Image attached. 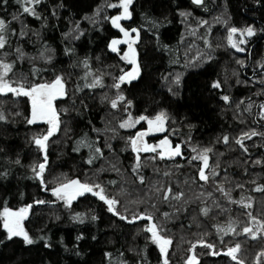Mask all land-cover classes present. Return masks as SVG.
Listing matches in <instances>:
<instances>
[{
	"label": "trees",
	"instance_id": "trees-1",
	"mask_svg": "<svg viewBox=\"0 0 264 264\" xmlns=\"http://www.w3.org/2000/svg\"><path fill=\"white\" fill-rule=\"evenodd\" d=\"M118 2L42 0L35 6L37 19L23 13L16 0L7 5L0 0V19L9 22L0 50V59L12 65L7 80L17 87L61 76L66 91L54 104L60 126L47 141L44 185L33 168L44 162L34 139L46 133V125L27 123L25 96L0 94L5 117L0 120V211L32 205L24 228L34 241L8 240L0 225V264H162L151 234L144 231L148 221H133L141 214L153 217L172 241L169 264H184L191 251L199 264H236L226 255H212L204 244L214 245V252L239 244L243 264H257L258 257L264 264V230L255 239L243 233L257 226L254 221L264 223V191L257 190L264 189V0H203L202 6L191 0H133L131 18L121 26L139 32L134 47L141 75L119 89L114 85L128 69L118 56L124 48L112 55L108 44L123 34L105 19L119 14L107 7ZM232 26L256 31L245 54L228 46ZM87 72L102 80L99 88L86 86L93 80L86 79ZM215 82L221 87L213 88ZM118 95L125 101L113 109ZM225 95L228 102L221 98ZM126 112L135 118L167 113L165 134L149 137L150 142L164 137L184 149H210L207 181L198 175L200 163L192 159V149H185L183 160L141 153L134 170L130 138L146 127L120 129ZM82 140L93 149L82 146ZM68 180L101 185L118 200L116 207L127 220L86 194L65 206L52 189ZM231 196L251 198V208L244 200L232 207ZM226 222L235 225V235L219 237L224 232L216 226Z\"/></svg>",
	"mask_w": 264,
	"mask_h": 264
},
{
	"label": "snow or ice",
	"instance_id": "snow-or-ice-1",
	"mask_svg": "<svg viewBox=\"0 0 264 264\" xmlns=\"http://www.w3.org/2000/svg\"><path fill=\"white\" fill-rule=\"evenodd\" d=\"M9 0H3V4L7 5ZM18 4H20L22 12L28 15L34 16L37 19L40 17L36 12V5H39L42 0H16ZM192 3L197 6H202L203 0H192ZM133 5V0H119V4H108L107 7L119 9V14L111 17H105V19H110L111 25L113 28L119 29V31L123 34V39H112L108 44V48L114 52L118 53L121 51L119 48L120 45L126 44L128 50L123 52V55L120 57L121 60L126 61L129 65H131V71L124 72V74L120 75L118 78V82L115 83V87L117 89L120 88V85L124 82L131 83L133 80H136L141 75V66L137 59V50L134 45L137 43L139 39V32L137 29L133 28L131 30H126L121 26V21L128 20L131 18L130 7ZM99 15V11L97 13ZM182 15H184L182 13ZM13 19H17L16 16H13ZM219 19V18H217ZM207 23V22H203ZM78 27V26H77ZM9 22L4 19H0V48H3L6 43V36L4 33L8 31ZM132 33H136V37H132ZM82 34V33H81ZM23 35V33H21ZM256 31L253 27L248 26L243 29H239L235 26L229 27L227 29V42L228 46L236 49L237 51H244L240 45L246 44L248 39L255 36ZM238 37V38H237ZM79 38V37H77ZM17 52L20 53V58H23V53L18 48ZM43 53H41V57H43ZM47 61H51V57H47ZM239 63L243 64V61H239ZM85 67H87V61H85ZM12 71V65L4 63L0 61V94L12 93L15 96H25L28 97L31 101V118L27 120L28 124H34L37 121H43L49 125L47 133L42 137L35 138V145L45 153L44 162L38 165V170L33 168V172L35 173V177L40 180L41 185H44L43 173L45 172L47 160V141L53 134L59 129L60 122L58 113L54 107V101L58 97H62L66 95L65 91V83L61 76H56L54 80L50 82H40L33 83L29 86L21 83L17 87H13L12 84L6 79L9 72ZM100 78L97 77L92 84L86 85L87 87H96L100 84ZM176 83H179V77H177ZM213 88H220L221 85L219 82H215L212 85ZM171 91V89H170ZM225 102L229 101L228 96L221 97ZM119 101H125V97L122 95H118L115 100L111 102L112 108H117V104ZM127 104L130 105L131 101H127ZM261 109L264 110V105H261ZM4 115L0 113V120H4ZM168 120L167 113L160 112L155 115V117H148L145 115L139 116L138 119L135 120V123H139L140 121H147L148 130L144 132H138L135 138H130L131 147L133 152L137 153V164L134 166L135 168L139 167V153L140 152H152L156 153L159 148V156L163 159L165 156L171 158L181 155V148L179 145L175 146V148L171 147L170 142L167 138L161 140L158 145H149L143 142V138L149 135L152 132H161L165 130V124ZM134 126L132 122L131 116L129 120L124 121L120 124L121 128H128ZM251 135H256L255 132H252ZM250 138V137H248ZM225 143L228 142V137H224ZM238 144H242V140L236 141ZM82 146L89 147L90 150L93 149V145L86 141L82 140ZM195 151V149H193ZM95 153L103 154L100 147H95ZM211 151L210 149H204L203 152L199 156L192 157L193 160H201L203 163V167L199 168V177L201 180L207 181L208 177L205 174V169L209 166V157L207 153ZM19 163V161H17ZM87 163L91 164L92 159L90 158ZM141 183H143V178H141ZM97 189H99L97 191ZM258 191H264V189H257ZM171 192V189L168 190ZM223 191V189H221ZM85 193H91L94 197H97L100 201H102L107 206V211L114 216H118L121 220H127V217L121 215L117 209L118 200L115 198H109L108 195L105 194L104 188L99 184H89L82 183L79 180H68L66 183L60 184L58 187L52 189V195L57 197L58 199L64 200L67 204H71V201L76 199L78 196H83ZM182 195V194H181ZM169 197L164 194V199L167 200ZM179 197H177L178 199ZM36 204H43L45 201L37 200ZM250 207V205H248ZM32 205H27L25 207H21L16 211L11 210L9 207H4L3 211H0V225L4 232L6 233V238L11 240L14 237H20L23 239L25 244L34 243L33 239L30 237L29 233L25 231L23 222L28 216L29 210ZM205 214H207V209L204 210ZM167 216V213H165ZM92 220H96V216L91 217ZM75 219L80 220L79 214L75 217ZM136 219L147 220L148 226L144 229L145 232L151 234V242L155 244L159 248L160 256L162 259V264H169L168 260V248L172 241L161 234L160 229L153 221V217L141 214L138 217L133 216V221ZM254 220V218H253ZM129 221V223L133 222ZM82 222V220H81ZM257 224V227L254 229L252 227H245L243 232L245 234H252V238H256V232L264 230V223L254 221ZM218 231L227 232L234 231V229L229 225L227 229L220 228ZM79 239V237H78ZM208 248H214V245H206ZM195 248V245H193ZM240 250V245L237 244L234 247H229L227 252L224 255L231 257L233 261H236V264H243L237 257V253ZM107 255V254H106ZM212 255H219V253L213 252ZM260 257H264V252L260 253ZM123 264V262H121ZM187 264H199V261L195 257V255L191 256L187 260ZM257 264H261V260L258 257Z\"/></svg>",
	"mask_w": 264,
	"mask_h": 264
},
{
	"label": "rangeland",
	"instance_id": "rangeland-1",
	"mask_svg": "<svg viewBox=\"0 0 264 264\" xmlns=\"http://www.w3.org/2000/svg\"><path fill=\"white\" fill-rule=\"evenodd\" d=\"M116 4H119V2L118 3H116ZM118 11H120L119 9H118ZM238 38V37H237ZM252 38V37H251ZM251 38H249L248 39V42L246 43V44H243V45H240V47L241 48H243L244 49V51H237L236 49H234V48H232L235 52H238V53H242V54H245V50H247L246 48L249 46V42H250V40H251ZM2 48H0V50H1ZM128 50V48H127V46H125L124 47V50L122 51V53H119V57H121L122 55H123V52H125V51H127ZM0 61H2V59H0ZM2 62H4V61H2ZM122 62L125 64V65H127L128 66V69L126 70V71H124V72H127V71H131V65H129L126 61H124V60H122ZM5 63V62H4ZM259 69H261V68H259ZM124 72L122 73V74H124ZM9 74V73H8ZM85 77H86V79H91L92 81H91V84L93 83V81L97 78L96 76H94L93 75V73L92 72H87V73H85ZM8 78V75H7V77H6V79ZM52 80H54V79H52ZM51 80V81H52ZM100 81H102L101 79H100ZM50 82V81H49ZM127 82V81H126ZM101 84H102V82L100 83V84H98L96 87H93V88H99L100 86H101ZM13 86V85H12ZM65 96H62V97H58L57 99H56V101L57 100H60V99H63ZM27 98V101H28V104H29V119L31 118V101L29 100V98L28 97H26ZM54 104H55V101H54ZM117 107H118V105H117ZM114 109V108H113ZM116 109V108H115ZM125 112V111H124ZM125 115H124V119L122 120V121H120L119 123H118V126L120 127V124L121 123H123L124 121H127V120H129V117L131 116L130 114H128L127 112L126 113H124ZM131 118H132V122H133V124H134V126H132V127H128V128H121L120 127V129H122V130H136V128H137V126H139L141 123H143V124H145V127H146V129L144 130V131H147L148 130V124H147V121H140L139 123H135V120L136 119H138V118H135V117H133V116H131ZM34 124H44V125H46V133H47V130H48V127H49V125L48 124H46L45 122H43V121H37L36 123H34ZM165 127H166V125H165ZM165 132H166V128H165V130L164 131H161V132H152V133H150L149 135H147V136H145V139H146V143L147 144H149V145H158L159 144V142L161 141V140H163V139H165L164 137L161 139V140H159V141H157V142H151L150 143V141H149V137H154V136H161V135H163V134H165ZM45 133V134H46ZM138 133V132H137ZM44 134V135H45ZM43 136V135H42ZM41 136V137H42ZM135 136V135H134ZM134 138V137H133ZM168 139V138H167ZM170 142V141H169ZM170 145H171V142H170ZM181 147H182V145H181ZM129 148H130V151L133 153V155H134V163L132 164V168H134V166L137 164V153H135V152H133V150H132V147H131V144H130V146H129ZM159 149V148H158ZM157 149V152L156 153H152L153 155H154V157H158L159 156V150ZM186 150H188V149H192V157H194V156H199L201 153L200 152H198V151H194L193 149H196L195 147H193V146H191V145H188L187 146V148H185ZM183 147H182V150L184 151V155L186 154V150H185ZM42 152V151H41ZM43 154H44V152H42ZM141 153H143V152H140L139 153V158H140V156H141ZM139 161H140V159H139ZM196 161H198L199 163H200V168L201 167H203V163H202V161L201 160H199V159H197ZM139 168V167H138ZM135 169H137V168H135ZM207 170H208V168H206L205 169V174L207 175ZM198 175H199V171H198ZM207 177H208V175H207ZM204 181V180H203ZM212 183V182H211ZM213 184V183H212ZM207 185H209V183H207ZM211 185V184H210ZM212 186H214V185H212ZM214 188H216V187H214ZM218 190V189H217ZM55 197V196H54ZM57 200H59L60 202H62L65 206H67V207H69L70 205L69 204H67L64 200H61V199H58L57 197H55ZM245 199V198H244ZM244 199H236V198H234L233 196H231V198L229 199V200H227V203H229L232 207H238L239 206V204L240 203H242V201L244 200ZM74 201V200H73ZM73 201H71V203L73 202ZM246 205H244L247 209H250L251 208V203H252V199L251 198H249L248 200L246 199V200H244L243 201ZM248 205H250V207L248 206ZM18 210V209H17ZM3 211V210H2ZM13 211H16V210H13ZM29 214V213H28ZM28 217V216H27ZM23 224H24V222H23ZM233 224H235L234 222H233ZM148 226V224H146V227ZM223 226H227V228L229 227V223L228 222H226V224L225 225H223ZM223 226H216V229L218 230V229H220V228H223V229H226V227H223ZM231 227L232 228H235V225H232L231 224ZM250 227H252V228H256L257 226H255V224H252ZM158 228H159V226H158ZM161 230V229H160ZM220 232H222V231H220ZM224 232V231H223ZM241 232V231H240ZM244 233V232H243ZM161 234L162 235H164V231H161ZM221 235V234H220ZM224 235H235V231H230V232H227V234L224 232L223 233V235H221V236H219V237H222V236H224ZM250 238H252V234H247ZM256 235H257V232H256ZM165 236V235H164ZM16 238H19V239H22V238H20V237H16ZM23 240V239H22ZM235 246V245H234ZM233 246V247H234ZM157 247V246H156ZM200 247H202V246H200ZM158 248V247H157ZM203 248H205L206 250L208 249L209 250V252L210 253H213L214 252V250H213V248H208L207 246H206V244H204L203 245ZM204 249V250H205ZM158 250H159V248H158ZM228 250V249H227ZM227 250H224V251H217L216 253H219V254H223L224 255V253H226L227 252ZM193 255H195L194 254V251H191L190 252V254H189V257H191V256H193ZM216 256V255H215ZM188 257V258H189ZM195 257H196V255H195ZM228 257V256H227ZM188 258H187V260H188ZM197 258V260H198V256L196 257ZM231 261H233L232 259H231V257H228ZM187 260L185 261V263L184 264H187ZM234 262H236V261H234Z\"/></svg>",
	"mask_w": 264,
	"mask_h": 264
},
{
	"label": "bare ground",
	"instance_id": "bare-ground-1",
	"mask_svg": "<svg viewBox=\"0 0 264 264\" xmlns=\"http://www.w3.org/2000/svg\"><path fill=\"white\" fill-rule=\"evenodd\" d=\"M192 1V0H191ZM133 34V33H132ZM123 37V35H121L120 37H117V38H115V39H118V38H122ZM110 43V42H109ZM125 46H127V45H125ZM124 46V47H125ZM124 47H122V48H120V49H123ZM108 50H109V52H110V54H112V55H115V54H117V53H112L111 51H110V49L108 48ZM6 94H12V93H6ZM6 94H2V95H6ZM177 145H179V144H176L175 146H177ZM175 146L173 147V148H175ZM180 146V148H181V155H179V156H176V157H171V158H169V157H167V158H169L170 160H183L184 158H185V155H184V151L182 150V147H181V145H179ZM143 153H152V152H143ZM87 195V194H86ZM90 196V195H89ZM91 197H93V196H91ZM93 198H95V197H93ZM96 199H98V198H96Z\"/></svg>",
	"mask_w": 264,
	"mask_h": 264
},
{
	"label": "flooded vegetation",
	"instance_id": "flooded-vegetation-1",
	"mask_svg": "<svg viewBox=\"0 0 264 264\" xmlns=\"http://www.w3.org/2000/svg\"><path fill=\"white\" fill-rule=\"evenodd\" d=\"M139 132V131H138ZM136 135H137V132L135 133V136H134V138L136 137ZM143 142L144 143H146V139H145V137L143 138ZM155 142H157V141H155ZM151 143V142H150ZM176 144H174V145H172L171 144V147H174ZM159 150V149H158ZM165 159H169V158H167L166 156L164 157ZM77 198V197H76Z\"/></svg>",
	"mask_w": 264,
	"mask_h": 264
},
{
	"label": "water",
	"instance_id": "water-1",
	"mask_svg": "<svg viewBox=\"0 0 264 264\" xmlns=\"http://www.w3.org/2000/svg\"><path fill=\"white\" fill-rule=\"evenodd\" d=\"M118 39H123V37L122 38H118ZM111 42V41H110ZM126 44H122V45H120L119 46V48H122V47H124ZM111 51V50H110ZM112 52V51H111ZM112 53H114V52H112ZM99 190V189H98ZM97 190V191H98ZM85 194H87V195H90V196H93L91 193H85ZM94 197V196H93ZM95 198H97V197H95Z\"/></svg>",
	"mask_w": 264,
	"mask_h": 264
}]
</instances>
